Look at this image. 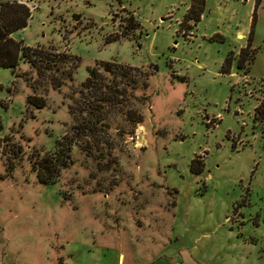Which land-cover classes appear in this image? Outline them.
<instances>
[{
    "label": "rangeland",
    "instance_id": "rangeland-1",
    "mask_svg": "<svg viewBox=\"0 0 264 264\" xmlns=\"http://www.w3.org/2000/svg\"><path fill=\"white\" fill-rule=\"evenodd\" d=\"M19 1L54 62L0 67V264H264V0Z\"/></svg>",
    "mask_w": 264,
    "mask_h": 264
},
{
    "label": "trees",
    "instance_id": "trees-1",
    "mask_svg": "<svg viewBox=\"0 0 264 264\" xmlns=\"http://www.w3.org/2000/svg\"><path fill=\"white\" fill-rule=\"evenodd\" d=\"M205 3L206 0H192L186 17L192 21L198 20L204 10ZM258 3L259 0L257 1L256 6ZM31 17L32 11L28 4L18 0H0V67L9 68L15 72L22 60H26L34 67H39V65H42L46 62H54L50 58L49 53L46 51L38 50L37 48L26 45L22 39L18 40L14 38L13 34L16 31L23 30L28 26ZM253 20H255V16ZM126 21L129 29L136 28V24L131 22L132 18H128ZM252 35L253 31L251 30L247 40V45L241 48L238 54V67H243L244 62L250 57ZM115 40H118V38H115L111 41ZM232 63L233 58L232 54L230 53L222 65V72H230ZM106 70L109 71L108 69ZM92 75H95L94 68L90 69L88 82H91ZM27 101L29 104H32L38 108L44 106V102L37 100L34 96H29ZM256 112L260 116V119L264 121V104L259 105L256 109ZM57 161L60 162V165H57ZM61 166L66 167L67 162L66 160L60 161L58 155L56 157L50 156L43 158L40 162V167L37 172L39 180L43 183L53 182L54 177L59 171L56 168ZM202 169L203 164L199 163L197 159H194L191 163V170L194 172H201Z\"/></svg>",
    "mask_w": 264,
    "mask_h": 264
},
{
    "label": "built area",
    "instance_id": "built-area-1",
    "mask_svg": "<svg viewBox=\"0 0 264 264\" xmlns=\"http://www.w3.org/2000/svg\"><path fill=\"white\" fill-rule=\"evenodd\" d=\"M255 82H256L257 85H259V87L260 86L264 87V79L263 78H256ZM261 104H264V97H263V103H261Z\"/></svg>",
    "mask_w": 264,
    "mask_h": 264
},
{
    "label": "crops",
    "instance_id": "crops-1",
    "mask_svg": "<svg viewBox=\"0 0 264 264\" xmlns=\"http://www.w3.org/2000/svg\"><path fill=\"white\" fill-rule=\"evenodd\" d=\"M9 1H14V0H9ZM19 1V0H18Z\"/></svg>",
    "mask_w": 264,
    "mask_h": 264
}]
</instances>
